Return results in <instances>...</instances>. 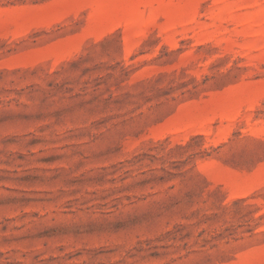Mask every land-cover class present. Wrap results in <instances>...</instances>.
I'll return each instance as SVG.
<instances>
[{"label":"rangeland","instance_id":"rangeland-1","mask_svg":"<svg viewBox=\"0 0 264 264\" xmlns=\"http://www.w3.org/2000/svg\"><path fill=\"white\" fill-rule=\"evenodd\" d=\"M0 264H264V0H0Z\"/></svg>","mask_w":264,"mask_h":264}]
</instances>
